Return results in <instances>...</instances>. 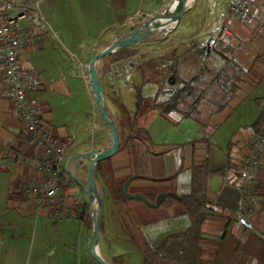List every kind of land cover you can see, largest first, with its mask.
I'll return each instance as SVG.
<instances>
[{"label": "crops", "instance_id": "1", "mask_svg": "<svg viewBox=\"0 0 264 264\" xmlns=\"http://www.w3.org/2000/svg\"><path fill=\"white\" fill-rule=\"evenodd\" d=\"M173 1L165 2L164 8ZM246 1L252 11V19L244 22L239 17L228 16L227 27L231 36L226 50L221 49L223 42L216 31L226 16L228 0H192L176 29L165 39L143 41L128 48L135 54L127 59L114 61L113 56H107L101 61L108 110L121 137L120 150L112 158L98 163L101 166L99 171L96 165L97 186L104 197L98 252L108 263L111 262L106 252L116 206L114 191L118 193V187L127 182L129 195H141L149 204L156 205L163 199L191 193L195 170L206 162L209 172L206 186L208 203L202 213L208 218L202 228L201 245L206 252L202 264H264V156L256 178L259 202L250 217L254 229L247 231L234 219L241 210V193L237 184L240 158L258 134L253 129L255 123L244 128L241 119L236 124L242 133L240 136L233 135L234 129L228 125L229 111L249 99L248 89L252 88L247 77L251 71H264V0ZM164 8L148 7L144 15L126 18L125 24H120V27L126 32L131 29L126 21L152 16ZM121 30L117 28L109 40L92 48L91 57L115 42ZM51 42L49 35L44 33L41 43L21 49L19 67L25 82L42 81V87L31 91L29 96L53 136L67 149V163L73 151L84 153L91 149H108L112 136L103 118L92 123L77 117L75 123L69 126L67 117L70 115L66 104L63 103L66 118L61 120L55 115L56 102L43 97L47 90L54 91L58 98L68 99L73 95L65 68H61L56 76L53 72L49 73L46 66L45 69L41 67L39 61L43 58L40 56L50 51ZM208 45L213 47L209 55L205 51ZM217 53L223 61L216 60ZM137 59L141 60L139 66L130 62ZM151 59L153 62H145L143 66V61ZM159 60L169 61L170 64L160 65L156 62ZM84 67L82 65L81 69ZM219 71L229 75L246 73L235 99L222 113L211 114L205 102L200 103L186 118L176 112L163 115L155 108V103L164 101L168 92L174 89V75L178 81L198 74H202L204 80H210L212 74ZM6 86L0 59V146L9 147L11 151L0 153V178L16 205L12 207L14 213L9 216L8 225L22 228V224L32 218H36L37 222L42 217L43 223L53 218L54 234L47 246L52 252L44 254L35 264H93L92 207L84 190L72 178L63 181L55 198V205L62 209V215L52 214L44 202L23 192L25 184L43 185L44 179L32 162L37 150L26 135L12 101L4 93ZM137 88L141 89L142 95L139 108ZM108 101L112 103V108ZM259 102L261 115L264 102ZM220 133L223 134L219 139ZM21 158L25 159L24 163ZM76 164L73 162L70 165L71 171L87 184L89 163L86 162L80 169L76 168ZM143 204L151 213L157 214L161 210L160 207ZM96 208L95 203L94 211ZM178 210L173 207L158 213L156 220L161 221L156 224H172L178 228L173 233L184 229L189 219L177 216ZM162 217L166 219L162 220ZM0 238L2 242L1 233ZM71 253H76L75 261L71 260ZM3 256L4 252H1L0 264H16L13 259L5 263Z\"/></svg>", "mask_w": 264, "mask_h": 264}, {"label": "rangeland", "instance_id": "2", "mask_svg": "<svg viewBox=\"0 0 264 264\" xmlns=\"http://www.w3.org/2000/svg\"><path fill=\"white\" fill-rule=\"evenodd\" d=\"M168 1L40 0L38 6L35 5L34 10L31 11L30 21L36 25L37 15L40 14L43 24H46L50 29L48 35L52 41L50 51L45 56L44 54L39 55L43 58V61H39L42 63L41 67L45 69L46 66L48 72H53L56 76H58L57 74L61 68H65L68 81L72 86L73 95L68 99L56 97L54 91L47 90L43 94L44 98L56 102L55 115L58 119L64 120L66 118L64 104L69 109L70 116L67 117L69 118V126L75 123L77 117H82L84 121H92V123L96 119H102L96 108L90 85L85 79H88L87 65L93 57H91V49L109 40L111 34L117 28H122L118 37L123 36L125 32L123 27L120 26L125 24L124 20L126 18L137 17L140 14L144 15L145 10L151 6H157L159 9L164 8L165 2ZM145 18L148 17L128 20L126 21L127 27H137L138 23ZM222 47L223 43L221 49L226 50ZM212 50L213 47L209 45L205 48L208 55ZM132 53L134 55L135 51ZM215 58L218 62L223 61L218 53ZM112 59L119 61L115 60L114 57ZM130 62L137 64V66L141 65V60L138 59ZM145 62L151 63L153 60L143 61V66ZM156 62L160 65L163 63L170 64L169 61L159 60ZM82 65H85L84 69H81ZM172 68L175 69L176 67L173 66ZM102 70V67L99 66V75L103 86L104 70ZM49 73H46V76H49ZM247 80L248 85L252 88L251 90L248 87L249 99L236 109L232 108L229 111L230 120L228 125L234 129L233 135L236 133L240 136L242 133L236 121L243 119L242 126L244 128H249L251 124L257 121L261 111L259 101L264 102V71L253 69ZM108 104L112 108L110 101H108ZM125 105L128 106V103H125ZM222 134L218 135L219 139ZM126 184L127 182L123 184V188ZM123 193L125 194L124 190ZM119 194L122 193L119 192ZM12 199L4 180L0 178V233L3 236L2 242L0 238V253L4 252L3 259L5 263L13 259L16 264H35L44 254L52 252V250H48L47 246L54 234L53 224L55 219L51 218L50 221L43 223L41 221L42 217H39L37 222L36 218H32L24 222L22 228L10 227L7 221L9 216L14 213L12 207L15 208L16 206ZM115 205L113 227L110 229L106 252V256L112 264H142L145 248L160 244L165 237L178 229L173 227L172 224L157 225L155 223L157 214L162 212L163 208L157 214L151 213L144 206L143 201L133 200L128 202L124 198H119ZM97 211L98 206L95 212ZM146 223H152L151 228L144 226ZM104 246L103 244V250ZM71 260H76V253H71ZM92 261H94L93 264H98L94 259ZM0 262H2L1 259Z\"/></svg>", "mask_w": 264, "mask_h": 264}, {"label": "built area", "instance_id": "3", "mask_svg": "<svg viewBox=\"0 0 264 264\" xmlns=\"http://www.w3.org/2000/svg\"><path fill=\"white\" fill-rule=\"evenodd\" d=\"M40 0H0V59L7 82L4 93L12 101L14 109L24 126L26 135L37 150L32 159L38 172L44 179L43 185L28 183L23 186V192L44 202L46 209L52 214L62 215L55 198L61 190L64 180L71 177L66 171L67 149L58 141L39 115L29 94L42 87L40 79L25 82L19 67V51L23 48L38 45L44 33L50 34V29L42 22V16L37 15V24L30 21L31 11ZM235 16L244 22L252 19V11L246 0H228L226 16L216 34L223 42V48L228 45L231 36L227 27L228 16ZM24 23H27L26 26ZM166 67V66H165ZM9 147L0 146V153H10ZM264 156V132L252 140L240 158L238 187L241 193V210L235 220L247 231L254 229L250 217L255 213L259 197L256 194L257 173L261 170ZM22 163L25 162L21 158Z\"/></svg>", "mask_w": 264, "mask_h": 264}, {"label": "trees", "instance_id": "4", "mask_svg": "<svg viewBox=\"0 0 264 264\" xmlns=\"http://www.w3.org/2000/svg\"><path fill=\"white\" fill-rule=\"evenodd\" d=\"M132 52L133 50L126 48L108 57L113 56L115 60H122L131 56ZM245 75V72L229 75L219 71L213 73L210 80H204L202 74H198L185 81H178L174 75V89L168 92L169 95L164 101L155 103L154 106L163 115L176 112L186 118L191 116L200 103L205 102L211 114L222 113L235 99L239 84ZM137 97V107L139 108L142 97L140 88H137ZM253 129L258 135L264 132V112L253 125ZM100 168L101 166L98 164L97 170L99 171ZM208 176V166L205 162L195 170L191 193L178 198L162 200L160 209L178 208L177 216L186 217L189 219V223L184 229L165 237L160 244L147 246L148 248L144 250L142 264H202L206 253L201 245L202 228L208 218L202 213V209L208 203L206 196ZM123 190L122 184L118 187V193L114 191L115 202L119 198H124L128 202L133 201L123 193ZM163 219L166 217H162ZM160 221L156 220L155 223ZM151 225L152 223L144 224L147 227Z\"/></svg>", "mask_w": 264, "mask_h": 264}, {"label": "water", "instance_id": "5", "mask_svg": "<svg viewBox=\"0 0 264 264\" xmlns=\"http://www.w3.org/2000/svg\"><path fill=\"white\" fill-rule=\"evenodd\" d=\"M190 0H174L162 11L145 18L138 23V26L131 27V29L124 33L123 36L117 38L115 42L105 47L98 53H95L87 65L88 69V83L90 85L95 105L103 118L105 124L111 131L112 142L108 149H91L87 152L80 153L73 151L72 156L66 163V171L71 178L84 190L87 194L91 205V217L93 220V242H92V258L98 264H111L105 261L98 252L100 242V231L102 226V216L104 209V197L100 194L96 181V165L105 160L112 158L120 150V131L109 113L106 103V96L102 86V81L99 75V66L101 61L118 51L135 46L143 41H160L169 36L178 26L181 21ZM166 18L165 22H159L161 18ZM168 29L164 26L170 25ZM76 162V168H82L86 162L89 163L87 169V184L83 183L70 169V165ZM126 186L124 187L125 195L134 200H140L147 203L150 207L158 208L161 202L156 205L149 204L141 195H129ZM97 204L98 211L95 212L93 205Z\"/></svg>", "mask_w": 264, "mask_h": 264}, {"label": "bare ground", "instance_id": "6", "mask_svg": "<svg viewBox=\"0 0 264 264\" xmlns=\"http://www.w3.org/2000/svg\"><path fill=\"white\" fill-rule=\"evenodd\" d=\"M191 1H192V0L189 1V4H190ZM189 4H188V5H189ZM166 20H167V19L163 17V18H161V19L158 20V21H159V22H165ZM170 26H171V23H170V25L164 26V29H168Z\"/></svg>", "mask_w": 264, "mask_h": 264}]
</instances>
